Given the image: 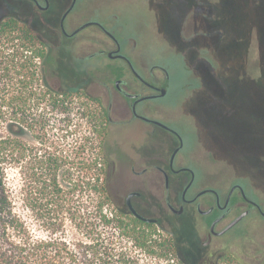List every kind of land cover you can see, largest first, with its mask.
I'll list each match as a JSON object with an SVG mask.
<instances>
[{"label":"rangeland","instance_id":"rangeland-1","mask_svg":"<svg viewBox=\"0 0 264 264\" xmlns=\"http://www.w3.org/2000/svg\"><path fill=\"white\" fill-rule=\"evenodd\" d=\"M5 1L0 0V4ZM155 1L181 5L178 1ZM155 1L79 0L74 14L107 23L116 21L126 37L133 38L132 41L123 39L122 44L123 50L138 69L139 61L143 59L149 66L158 65L168 71L166 96L145 102L143 106L151 109L148 117L164 118L182 139L183 148L176 163H183L195 171L196 186L218 187L222 196L232 186H238L264 212V95L261 92L264 0L262 4L261 0H199L205 6L206 13L201 11L198 14L202 17L204 14L209 16L208 26L205 27L201 19L191 31L186 28L189 18L187 21H180L181 17L175 12V6ZM213 1L216 19L215 13L209 12ZM28 5L9 1L8 11L3 13V21L16 18L29 22L35 28L36 14ZM191 14L183 13L185 17ZM94 37L96 29L90 27L78 39L66 41L64 45L74 50L77 60L83 51L88 54L94 52L97 47ZM214 37L216 38L213 39ZM104 41L110 46L108 50L113 49V42L109 38L104 37ZM61 55L66 59L65 63L57 61L60 77L72 78L73 72L67 62L68 54ZM79 63L87 70V75L85 73L83 76L103 78L110 90H114L113 75L117 65L121 64L120 61L100 56ZM97 71L98 76L95 74ZM48 72L45 77L49 85L58 89L56 77ZM216 80H221L223 92L214 85ZM72 101L75 114L71 116L72 130L68 139L70 145L79 147L81 138L88 135L90 130L89 124L80 119L76 111L82 105L85 106L87 100L82 95L74 96ZM100 102L103 107H108L109 95L102 96ZM60 118L55 116L56 120ZM147 127L145 122L139 120L129 125L110 126L103 144L108 160L122 163L135 159L133 146L140 147L146 142L144 128ZM52 134L61 136L63 133L55 130ZM118 174L117 170L109 181L112 195L119 187ZM233 196L241 198L239 191ZM209 197L207 194L203 199ZM244 209L246 207L239 212ZM238 213L231 215L227 223L233 221ZM181 219L187 232L195 230L198 220L196 215ZM157 229L162 235L172 233L161 227ZM182 235L180 232L179 238ZM200 238H203L201 233ZM213 244L211 249L219 248L222 252H230L236 262L261 264L262 256L264 264V215L257 209H252L250 215L219 239H215ZM181 245L183 248L189 246L185 243ZM135 254L139 257L140 264L167 263L141 251H136ZM195 262L198 259L190 263Z\"/></svg>","mask_w":264,"mask_h":264},{"label":"trees","instance_id":"trees-1","mask_svg":"<svg viewBox=\"0 0 264 264\" xmlns=\"http://www.w3.org/2000/svg\"><path fill=\"white\" fill-rule=\"evenodd\" d=\"M47 46L29 23L0 24V264H140L136 251L188 264L174 235L115 203L103 151L107 108L81 90L49 85ZM82 95L76 113L90 132L77 147L68 134L72 98ZM234 262L223 252L210 263L246 264Z\"/></svg>","mask_w":264,"mask_h":264},{"label":"flooded vegetation","instance_id":"flooded-vegetation-1","mask_svg":"<svg viewBox=\"0 0 264 264\" xmlns=\"http://www.w3.org/2000/svg\"><path fill=\"white\" fill-rule=\"evenodd\" d=\"M9 1L14 4L27 3L35 12L36 27L34 29L42 41L48 45L47 55L51 58L48 62L46 59L43 72L49 71L48 73L56 77L58 90L74 87L73 90H81L90 98L99 100L102 99V96L109 95L110 103L106 107L108 111L107 128L112 125H129L135 120L148 125L147 128H144L146 142L140 147L133 146L135 159L122 163L108 160L109 181L111 176H114L117 170L119 171L117 177L119 187L115 190L113 197L115 203L124 212L137 218L132 213L131 209H133L138 215L153 221L147 222L137 218L138 220L172 232L171 234L178 239L183 260L188 264H191L190 262H193L194 259H198L195 264H211V259L218 253L227 252H222V249L219 248L211 249L214 245L213 242L228 232L230 229L227 231L225 229L240 215L246 213L248 216L252 209H257L264 215L262 207L249 200L240 187L232 186L225 196L221 195L218 187L198 188L195 171L183 163H176V158L183 148L182 139L164 121V118L148 117L151 109L143 106L145 102L166 96L169 85L168 71L158 65L149 66L143 59L139 61L138 69L130 56L123 50V39L132 41L133 38L126 37L120 24L116 21L107 23L103 20H90L84 16H76L74 11L79 0H6L0 4V24L3 21V13L8 11ZM171 1H178L181 5H170L166 1L159 2L175 6V12L181 17L180 21H187L189 18L186 24L188 31L194 30L198 20L201 19H203L204 26H208L209 16L204 14L202 17L198 14L201 11L206 13L205 6L199 3V0ZM191 2L194 4L191 5ZM262 2L261 0V4ZM253 3L255 4V1ZM184 12L187 15L190 12L192 14L188 17L186 15V18L183 15ZM209 12L210 14L215 13L214 1ZM216 17L215 13V19ZM213 21L215 22L214 19ZM86 24L89 25L81 30L80 28ZM90 27L96 29L94 42L97 47L90 54L83 51V54L79 55L76 60L74 50L64 44L66 41L78 39V36ZM104 37L113 42V49L108 50L110 46L104 41ZM198 37L202 38V36ZM63 53L68 54L67 62L73 72L72 78L63 79L60 77L57 61L65 63L66 58L61 55ZM100 56H107L111 60L121 62L120 65H117L113 75L115 86L112 91L103 78L91 75L83 76L85 73L87 75V70L79 61L97 59ZM261 64V92L264 95L262 61ZM98 73L99 71L95 74L98 76ZM66 82L70 84L67 85ZM214 85L221 88V92H223L224 86L221 80H216ZM143 118H147V120ZM236 191L240 192V199L234 198L233 195ZM207 194L210 197L203 199ZM244 207L246 209L239 212ZM237 213L238 216L227 223L229 217ZM192 215H196L198 220L195 223V230L187 232L181 218ZM180 232L183 233L181 238L178 236ZM200 233L203 235L202 239ZM181 243L188 244V248H183ZM262 261L263 257L261 256V264Z\"/></svg>","mask_w":264,"mask_h":264},{"label":"water","instance_id":"water-1","mask_svg":"<svg viewBox=\"0 0 264 264\" xmlns=\"http://www.w3.org/2000/svg\"><path fill=\"white\" fill-rule=\"evenodd\" d=\"M89 24H86L85 26H83L82 28H80L81 30L82 29H84L85 27H87ZM143 119H145V120H147V118H143ZM132 210V213L137 217V218H139V219H142V220H144V221H147V222H152L153 220H148V219H145V218H143L142 216H140V215H138L133 209H131ZM246 217V213H244V214H242V215H240L238 218H236L231 224H229V226L225 229V231H227V230H229V229H231L232 227H234L238 222H240L243 218H245ZM224 231V232H225ZM223 232V233H224Z\"/></svg>","mask_w":264,"mask_h":264}]
</instances>
